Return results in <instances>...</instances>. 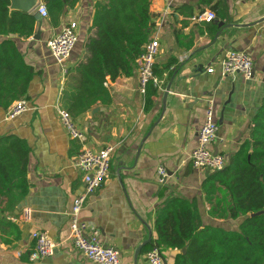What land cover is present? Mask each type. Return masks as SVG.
<instances>
[{
  "label": "crops",
  "instance_id": "0c3cea01",
  "mask_svg": "<svg viewBox=\"0 0 264 264\" xmlns=\"http://www.w3.org/2000/svg\"><path fill=\"white\" fill-rule=\"evenodd\" d=\"M97 1L78 0L74 8L64 10L57 26L49 23L42 1V20L35 31L40 29V38L7 37L37 74L29 86L27 111L6 120L7 109L0 110V136L16 134L32 148L28 165L32 187L11 217L21 237L11 244L0 240V264H92L73 247L70 237L68 213L84 184L74 165L82 144L68 136L59 120L65 78L47 41L75 21L79 38L67 64L71 67L83 59ZM183 5L189 8L180 12ZM209 8L217 14L213 22H193L187 17V13L193 16ZM150 14V37L160 44L155 66L177 60L159 78L153 107L144 110L136 67L130 76L107 81L109 103H98L74 117L85 134L84 146L94 151L114 147L109 173L84 204L80 218L99 229L100 240L118 251L121 264H148L147 252L140 251L136 262L135 253L150 232L152 240L156 238L155 210L170 197L196 199L203 225L238 229L243 217L210 215L203 182L212 172L194 169L189 160L205 120V98L213 97L219 124L210 148L228 160L249 138L250 122L264 98V0H150ZM219 30L222 33L214 42ZM4 38L0 36V41ZM189 43L192 46L186 48ZM232 49L252 55V78L222 74V60ZM159 165L167 171L163 182L157 174ZM24 207L32 209L27 222L20 216ZM39 229L46 230L58 246L52 255L33 260L31 232ZM176 252L166 250L163 264H173Z\"/></svg>",
  "mask_w": 264,
  "mask_h": 264
},
{
  "label": "trees",
  "instance_id": "16d2710c",
  "mask_svg": "<svg viewBox=\"0 0 264 264\" xmlns=\"http://www.w3.org/2000/svg\"><path fill=\"white\" fill-rule=\"evenodd\" d=\"M42 1L52 26L60 23L65 9L74 8L78 2ZM9 4L10 0H0V36L5 37L0 41V110L27 98L37 74L7 37L34 35L38 20L33 12L10 10ZM185 7L178 9L182 12ZM150 26V0H98L90 35L83 46L84 57L69 67L65 76L62 108L76 117L98 103H109L111 93L105 83L133 74L138 57L151 39ZM191 46L189 43L186 48ZM176 63V59H170L162 67L156 65L157 78ZM158 93V85L150 82L144 95L146 112L153 107ZM249 133L226 166L203 182L210 215L243 217L238 229L203 225L196 199L170 197L157 206L156 238L143 245L142 253L154 247L162 255L168 249L177 250L173 264H264V98L250 122ZM31 153L25 138L16 134L0 136V240L5 244L21 237V230L11 217L32 187L28 178Z\"/></svg>",
  "mask_w": 264,
  "mask_h": 264
},
{
  "label": "built area",
  "instance_id": "2783aa9c",
  "mask_svg": "<svg viewBox=\"0 0 264 264\" xmlns=\"http://www.w3.org/2000/svg\"><path fill=\"white\" fill-rule=\"evenodd\" d=\"M45 10V9H44ZM45 12V11H44ZM217 19L216 12L209 8L190 17L193 22H213ZM78 24L70 21L62 30L48 39L47 47L53 58L61 66L62 76L65 78L69 66L67 60L78 42ZM159 40L152 37L144 46L143 52L137 59V73L139 78V91L145 95L147 86L152 82L159 84V79L154 73L156 59L159 53ZM222 74L232 75L240 73L250 79L254 74V59L250 53L244 50H229L222 60ZM212 72V68H208ZM107 85V82L105 83ZM206 104L205 120L198 132L197 145L191 152L189 163L194 169H205L210 172L222 170L227 162V157L218 152H213L211 143L217 138L219 124L215 119L213 97L204 99ZM29 109V103L25 97L14 101L5 113V119L11 120ZM58 117L71 139L78 140L82 144L79 154L74 159V165L82 174L84 184L82 191L74 198L69 211L70 237L73 247L81 252L92 264H121L118 251L103 244L100 240V231L93 224L80 218V212L88 198L98 189L110 170L111 154L114 147L108 145L98 151L84 146L85 134L78 128L71 113L63 108L58 109ZM159 181L163 182L167 176L166 168L159 165L157 168ZM24 222L31 220L32 209L24 207L21 213ZM12 220H16L14 217ZM31 238L35 243L31 259H41L54 253L57 242L46 230H34ZM148 264H163L164 259L158 247H154L146 253Z\"/></svg>",
  "mask_w": 264,
  "mask_h": 264
},
{
  "label": "water",
  "instance_id": "95a60500",
  "mask_svg": "<svg viewBox=\"0 0 264 264\" xmlns=\"http://www.w3.org/2000/svg\"><path fill=\"white\" fill-rule=\"evenodd\" d=\"M42 3V0H10V4H9V9L10 10H18V11H23V12H27V13H34L38 22L40 23L42 20V12L40 10L35 11V9L37 7H39ZM222 33V30H219L216 38L214 39V42L216 41V39L218 38V36ZM32 38L34 39H39L40 38V29L37 30V32L32 35ZM170 86L167 87L164 97L167 96L168 91H169ZM165 99V98H164ZM152 240V234L151 232L149 233V237L146 241H144L142 243V245H139L136 253H135V262L137 260V256L140 253L143 245H146L147 243H149ZM185 251V248H184ZM164 259V257H163Z\"/></svg>",
  "mask_w": 264,
  "mask_h": 264
},
{
  "label": "rangeland",
  "instance_id": "374dc122",
  "mask_svg": "<svg viewBox=\"0 0 264 264\" xmlns=\"http://www.w3.org/2000/svg\"><path fill=\"white\" fill-rule=\"evenodd\" d=\"M41 8V5L35 9V11H38Z\"/></svg>",
  "mask_w": 264,
  "mask_h": 264
}]
</instances>
